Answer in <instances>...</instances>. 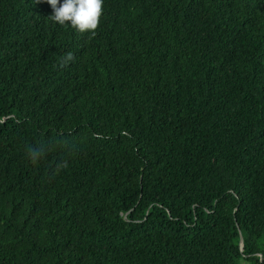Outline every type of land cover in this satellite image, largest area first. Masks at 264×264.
I'll return each mask as SVG.
<instances>
[{
    "label": "trees",
    "instance_id": "16d2710c",
    "mask_svg": "<svg viewBox=\"0 0 264 264\" xmlns=\"http://www.w3.org/2000/svg\"><path fill=\"white\" fill-rule=\"evenodd\" d=\"M51 14L0 0V264H264V0Z\"/></svg>",
    "mask_w": 264,
    "mask_h": 264
},
{
    "label": "clouds",
    "instance_id": "9594fccd",
    "mask_svg": "<svg viewBox=\"0 0 264 264\" xmlns=\"http://www.w3.org/2000/svg\"><path fill=\"white\" fill-rule=\"evenodd\" d=\"M47 3L52 9L49 15L52 21L69 24L82 33L95 30L102 14L103 0H47Z\"/></svg>",
    "mask_w": 264,
    "mask_h": 264
},
{
    "label": "water",
    "instance_id": "95a60500",
    "mask_svg": "<svg viewBox=\"0 0 264 264\" xmlns=\"http://www.w3.org/2000/svg\"><path fill=\"white\" fill-rule=\"evenodd\" d=\"M240 244L242 246V236L240 235ZM262 260V259H261Z\"/></svg>",
    "mask_w": 264,
    "mask_h": 264
},
{
    "label": "rangeland",
    "instance_id": "374dc122",
    "mask_svg": "<svg viewBox=\"0 0 264 264\" xmlns=\"http://www.w3.org/2000/svg\"><path fill=\"white\" fill-rule=\"evenodd\" d=\"M261 260V259H260Z\"/></svg>",
    "mask_w": 264,
    "mask_h": 264
}]
</instances>
